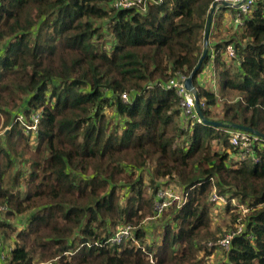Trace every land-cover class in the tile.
I'll return each instance as SVG.
<instances>
[{
  "label": "trees",
  "instance_id": "obj_1",
  "mask_svg": "<svg viewBox=\"0 0 264 264\" xmlns=\"http://www.w3.org/2000/svg\"><path fill=\"white\" fill-rule=\"evenodd\" d=\"M113 1L0 0L1 262L208 264V242L236 232L240 215L214 230L215 191L228 211H237L232 200L250 208L223 264H264V140L238 159L236 130L184 119L165 87L199 66L215 0H161L146 11ZM238 29L210 37L193 81L207 119L264 135V0ZM210 65L215 89L199 82ZM22 114L31 125L39 115L37 132L14 123ZM171 182L186 201L159 217L160 242L148 244L143 224ZM129 225L141 247L108 242Z\"/></svg>",
  "mask_w": 264,
  "mask_h": 264
},
{
  "label": "built area",
  "instance_id": "obj_2",
  "mask_svg": "<svg viewBox=\"0 0 264 264\" xmlns=\"http://www.w3.org/2000/svg\"><path fill=\"white\" fill-rule=\"evenodd\" d=\"M158 4L161 0H114L111 4L116 10L131 9L134 7L141 8L146 11L149 4ZM220 8L222 4H226L230 12L232 13L235 27L241 28L244 26V19L249 15L254 9L257 0H215ZM224 57L229 60H237L236 49L233 44L226 46L223 51ZM188 77L184 75H178L169 80L165 86L167 90H173L180 98V108L182 109V114L184 119H191L193 121L202 123V120L196 109L195 97L191 92H189L185 86ZM204 107V104H202ZM39 115H34L33 120L35 124L31 125L26 123L24 115H19L15 118L14 123H21L26 127L27 131L33 130L38 131V120ZM230 140L232 145L239 150L238 159L245 160L248 157H252L253 149L256 145L260 144L262 139L252 133L244 131H230ZM251 155V156H250ZM186 201V194L184 191L178 188L175 184L165 185L160 187L155 194L154 198V213L155 218L161 217L165 211H167L176 202L184 203ZM212 201L215 203H228V199L217 194L215 191L212 195ZM181 203V204H182ZM233 205H237V211L240 213L236 220L237 230L236 232L228 233L224 235L219 240L212 242L208 245L210 249L224 250L228 252L231 247V243L234 237L240 234L244 228V221L247 215L250 213V208L247 204H238L236 200H232ZM7 211L6 207L0 206V217L3 216L4 212ZM127 241H132L138 247H141L140 243L137 241L134 229L131 226L120 228L109 240L108 242L112 244H122ZM8 255L6 253H0V260L6 262Z\"/></svg>",
  "mask_w": 264,
  "mask_h": 264
},
{
  "label": "rangeland",
  "instance_id": "obj_3",
  "mask_svg": "<svg viewBox=\"0 0 264 264\" xmlns=\"http://www.w3.org/2000/svg\"><path fill=\"white\" fill-rule=\"evenodd\" d=\"M230 11V10H229ZM225 12H227V10L225 11ZM225 15V18H227V15H228V13H225L224 14ZM229 22H226L225 23V25H227V27H229V24H228ZM222 27H224V25H222ZM244 27V26H243ZM242 27V28H243ZM221 28V27H220ZM235 29H236V31L237 30H239L238 29V27H234ZM234 28L233 27H231V29H230V31L232 32V34L234 33L233 31H234ZM242 28H240V29H242ZM222 29V28H221ZM226 29V28H225ZM224 29V30H225ZM212 32H213V30H212ZM230 33V32H229ZM232 34L231 35H228L227 36V38L229 39V38H231V36H232ZM224 35L226 36V34L224 33ZM108 37L105 39V40H107L108 41ZM213 42H214V40H213ZM229 61V60H228ZM232 61H229V63H231ZM200 80H202V83H203V85L205 86V87H213L214 89H215V86H216V84H217V78H215V75L213 74V68H212V65H210V67H206L205 69H204V71L202 72V74L200 75ZM218 109H220V107L218 108ZM106 112H108V110L106 111ZM110 115V114H109ZM151 178H152V176H151V171L150 170H148V171H145L144 172V179H145V182H146V184L147 185H149V183H150V180H151ZM175 183V185L176 186H178V188L181 190V187L176 183V182H171L170 184H174ZM162 186H165V185H161L160 187H162ZM222 196V195H221ZM224 198H226L225 196H223ZM211 199V201H212V198H210ZM227 199V198H226ZM180 203V202H179ZM212 203H215V202H213L212 201ZM219 204H221V206L220 205H216V206H214L213 207V209H212V213H213V217H214V226L212 227L214 230L216 229V227H221V229H220V232H222V230L223 229H225L226 228V225H232V221H233V218H234V213L233 212H235V213H237L238 211H236L235 209H234V211L232 210V211H228L227 210V208L225 207V205H227V204H225V203H219ZM152 210H153V213H154V203H153V208H152ZM27 217H23L22 219H19L18 221H17V224L18 225H22V224H25L26 222H27ZM164 223H165V221H164V219H159V218H155V213L153 214V217H151L150 219H147L145 222H144V228L146 229V231H147V241H148V244H151V243H154V240L156 239V238H158L157 240H156V242L155 243H159L160 242V233H161V231H162V227L164 226ZM122 226V225H121ZM130 226V225H129ZM132 227V226H131ZM120 228H122V227H120ZM120 228H118L117 229V231L120 229ZM160 232V233H159ZM224 233V234H223ZM222 234H220V236L221 235H227L228 233H230V232H223ZM159 236V237H158ZM222 236V237H223ZM212 242H215V241H210V242H208V244L207 245H209L210 243H212ZM10 247H11V244H10ZM7 248H9V246H6V247H4V249H2V250H0V252L1 251H3V250H5V249H7ZM226 251H224V250H216L215 249V251H214V253L213 254H211V256H210V258H209V262H208V264H223L224 262H225V260H226V257H225V255H226ZM6 255H8L9 256V253H8V251H6ZM3 264V263H2Z\"/></svg>",
  "mask_w": 264,
  "mask_h": 264
},
{
  "label": "water",
  "instance_id": "obj_4",
  "mask_svg": "<svg viewBox=\"0 0 264 264\" xmlns=\"http://www.w3.org/2000/svg\"><path fill=\"white\" fill-rule=\"evenodd\" d=\"M219 4L216 3L211 11H210V14H209V17H208V22H207V25H206V32H205V51H204V55L199 63V66L195 69V71L192 73V75L190 77H188V79L186 80V83H185V86L187 88V90L189 92H191L193 94V96L195 97V101H196V109H197V112L202 120V124L204 125H208V126H214V127H225V128H232L234 130H239V131H244V132H248V133H252V134H255L257 136H259L262 140H264V135L258 131H255L251 128H248V127H245V126H241V125H236V124H233L231 126H228V125H224L223 123L221 122H217V121H211L209 119H207L200 107V104H199V99H198V90L196 89L195 85H194V76H195V72H197L199 70V68L202 66L203 62H204V59L206 58L207 54H208V51H209V38H210V34H211V29H212V23H213V19H214V14H215V11L216 9L218 8ZM222 6H227L226 4H222Z\"/></svg>",
  "mask_w": 264,
  "mask_h": 264
},
{
  "label": "crops",
  "instance_id": "obj_5",
  "mask_svg": "<svg viewBox=\"0 0 264 264\" xmlns=\"http://www.w3.org/2000/svg\"><path fill=\"white\" fill-rule=\"evenodd\" d=\"M225 13H228V15H227V18H225ZM226 22H229L228 24H229V27H227V25H225V23ZM222 25H224V27H222ZM222 29H221V28ZM231 27H235V25H234V20H233V16H232V13L229 11V10H227V12H225V11H223V10H220V8H217L216 9V12H215V16H214V19H213V23H212V29H213V32L210 34L211 36V38H212V36L214 35V34H216V33H223L224 34V32H230V33H232L231 31H230V29H231ZM226 28V29H225ZM225 29V30H224ZM234 31H236V29L234 28ZM210 39V38H209ZM212 40V39H211ZM211 43V42H210ZM210 67V66H209ZM199 82H200V84L201 85H203V83H202V80H200V77H199ZM157 239H155L154 240V242L156 241ZM0 264H2V262H1V260H0Z\"/></svg>",
  "mask_w": 264,
  "mask_h": 264
}]
</instances>
